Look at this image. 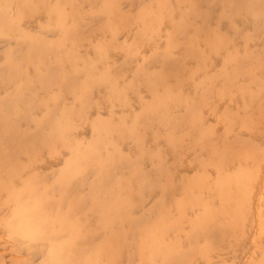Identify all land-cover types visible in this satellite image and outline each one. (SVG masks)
Segmentation results:
<instances>
[{"label": "rangeland", "instance_id": "1", "mask_svg": "<svg viewBox=\"0 0 264 264\" xmlns=\"http://www.w3.org/2000/svg\"><path fill=\"white\" fill-rule=\"evenodd\" d=\"M179 1L178 6H169L162 17L144 21L145 13H152L154 17L158 11L155 0H144L138 4L134 0H114L107 11L110 12L109 17L101 12L103 2L100 0H0V23L4 14L9 20L0 24V70L10 66V50L14 52L12 54L26 56L18 74H5L0 80V100L6 97L28 100L36 108L35 117L41 122L52 118L51 110L54 108L72 112L81 109L80 115L73 114L68 133L65 128V139L53 146L37 140L32 151L16 157V162L12 164L15 174L4 176L11 189L6 188L0 192V264H54L55 259L66 258L69 252L67 248L56 249L50 262L40 256L36 257L34 252L37 245L43 241L33 234L27 236L18 233L21 228L18 214L22 200L37 188L40 189L39 184L27 189L28 184L26 190L18 189L15 193L12 189L22 186L26 179L36 175L45 183L40 187L50 190V201L63 205L65 202L61 198L65 192L58 183L61 178L71 182L79 179L81 175L73 172L68 164H75L84 156L87 158L79 162L81 164L78 169L84 171L94 166L91 145L97 141L98 131L104 134L121 132V135L116 133L112 137L113 143L104 144L103 151L113 153L118 160L121 154L138 156L148 170L154 166V160L150 154L144 153L145 147L151 146L160 151L162 157L155 162L166 167L165 176L171 185L156 187L147 192L155 191L152 196H164L176 188L177 193H180L176 203L164 206L165 219L152 229L150 241L144 240L141 243L143 259L136 264H146L147 259L163 255L164 243L172 242L173 246L185 243L188 237L186 234H189L192 227L197 234L203 230V220L199 219L203 213L202 206L188 207L183 203L185 195L182 190L185 188L199 194L200 201L213 197L216 207L220 206L221 199L226 200L224 206L230 214L236 215V219L238 212H244L245 218L241 220L246 225L233 228L235 231L232 230L231 237L243 232L246 235L254 233V236L260 235L264 239V122L260 120L258 124L255 121L251 126L238 123L228 131L229 123L223 117L230 112L243 114L252 111L249 105L252 98L248 96V90L255 91L259 83L264 82V67L257 71L258 77L240 76L238 86L221 89L225 95L219 92V96L212 97L200 112L216 136L227 132L231 135L230 142H233L235 139L232 134L238 133L246 140L253 141V148L249 145L242 148L230 163H226L221 155L214 160L207 153L197 157L200 150H188L185 147L179 155L174 153L180 150L181 144L189 142L186 131L181 132L176 126L167 128L162 124L147 127L143 113L148 104L153 106L155 113L161 112L158 98L142 86L137 90L130 89L139 72L151 71L166 77V61L172 55L185 63L186 68L184 72L181 70L168 75L166 83L179 85L181 94H192L196 92V81L193 78L197 82L204 81L209 75L215 74L224 63L226 55L243 56L248 52L264 50V37L246 39L238 35L241 28L248 34L255 33L254 26L241 15L233 16L231 20L221 17L210 20L213 29L228 38L219 51L212 50L206 37L200 35L193 26L186 33L177 27V22L187 10L184 0ZM97 2H101L99 8ZM113 7L121 8L127 19L123 20L114 14ZM218 12L219 9L215 13ZM73 23H87L95 30L78 38L73 34ZM40 41L59 44L62 56H65L56 58L45 53L38 48ZM192 49L201 51L205 57L192 58L189 54ZM49 71L58 72L73 85V89H63L59 85L49 90L43 89L40 74ZM254 78L258 80V85ZM116 89H121L122 94H117ZM144 102L147 104L144 105ZM16 113L19 115L20 110L17 109ZM15 128H27L33 133L40 130L38 121L16 124ZM129 134L136 136L132 138L134 141L128 140ZM3 143L0 137V148ZM241 168L250 173L249 178L238 177ZM225 179L229 180L227 185L223 184ZM206 185L214 186L216 193L207 192L209 189L206 190ZM215 197L218 202L214 200ZM147 201L145 204L148 203V207L152 205L150 199ZM75 209H84L85 212L79 215L80 220H73L70 225V228L77 231L74 240H85L100 233L99 237L111 248L110 254L120 249L121 245L116 238L138 232L128 226L104 231L89 206L81 208L77 204ZM208 221L221 223L223 220ZM257 225L261 229L258 228L256 232ZM222 233H209L208 241L206 237H200L198 241L202 245L201 251L185 264H206L207 253L217 259L221 248L226 246H221ZM72 237L70 235L66 240ZM121 251L130 255L127 247L121 248ZM93 259L87 264L102 263ZM126 260L135 263L133 259Z\"/></svg>", "mask_w": 264, "mask_h": 264}, {"label": "bare ground", "instance_id": "2", "mask_svg": "<svg viewBox=\"0 0 264 264\" xmlns=\"http://www.w3.org/2000/svg\"><path fill=\"white\" fill-rule=\"evenodd\" d=\"M100 1L103 2L101 12L106 13L109 17L110 12L107 11L114 0ZM142 1L144 0H134V3L138 4ZM183 2L181 3L186 4L187 10L177 22V27L186 33L193 26L200 35L206 37L214 51H219L228 40L226 36L213 29L210 23L211 19L216 20L218 17L231 20L236 15L245 16L248 23L254 26L255 33L248 34L241 28L238 30V35H242L246 39L264 37V0H184ZM155 3L158 11L154 17L152 13H145L144 21L162 17L166 14L169 6H178L180 1L155 0ZM100 4L101 2L96 3L97 8ZM218 9L219 12L215 13ZM112 10L123 20L127 19V16L121 12V8L113 7ZM6 22L9 20L4 14L0 24L3 25ZM73 25V34L78 38L95 30L87 23H73ZM38 48L56 58L65 56H62V48L57 43L40 41ZM11 52L10 50L11 64L9 67L0 70V80L7 75L18 74L21 71L20 64L25 61V54H12L14 52ZM189 54L194 59L205 57L201 51L195 49H192ZM169 58L170 60H167L165 65L166 77L159 73L142 71L137 74L136 82L130 87L131 90H137L142 86L149 90L158 98V104L162 108L161 112L155 113L153 106L148 104L143 113V116H146L143 119L145 125L149 128L157 124H162L167 128L176 126L181 132L186 131L189 142L186 145L181 144L180 150L174 152L178 155L183 152V147H185L188 150H200L197 157H200L202 153H207L208 157L214 160L221 155L226 163H230L234 161L235 155L242 148L248 145L253 148L252 140H246L243 135L238 133L232 134L235 139L233 142H230L231 135H228L227 132L225 135L216 136V132L207 126L200 112L212 97L219 96V92L225 95L223 91H220L221 89L238 86L240 76L258 77L257 71L264 67V50L254 53L248 52L243 56L226 55L222 66L220 65L215 74L209 75L204 80L206 82H197L193 78L196 81V92L192 94H181L179 85L166 83L168 75L179 73L181 70L184 72L186 68L185 63L181 60L172 55ZM40 80L42 88L45 90H49L54 85H59L63 89H73V85L56 71L41 72ZM254 81L257 84L258 80L254 78ZM115 91L119 95L122 94L121 89ZM248 96L252 98L249 103L252 111L243 114L230 112L223 116L229 123L228 131L232 127L234 129L236 124L251 126L254 125L255 121L258 124H260V120L264 122V82H260L255 91L248 90ZM143 104L146 105L147 103L144 102ZM17 109L20 110L19 115L16 113ZM35 109L28 100L21 97H6L0 100V137L4 140L0 148V192L6 188L11 189L4 176L15 174L12 164L16 162V157L19 154H27L32 151L37 140L46 143L48 146L56 145L58 141L65 139V128L68 133L73 114L80 115L81 113V109L72 112L68 109L54 108L51 110L52 118L41 122L35 117ZM256 114L259 118H256ZM32 121H38L40 126L38 133H33L27 128L25 130L15 128L16 124ZM116 133L121 135V132L116 131L107 134L98 131L97 141L91 145L93 160L95 161L91 169L84 171L78 169L81 164L79 162L85 160L87 156L80 158L75 164H68L73 172L81 176L75 182L66 178L60 179L58 186L65 192L61 198L65 202L63 205L50 201V190L40 187L45 183L40 181L36 175L26 179L22 186L12 189L15 193L18 189L27 188L28 184L27 189L39 184L40 189L37 188L36 191L23 198L18 214V220H21V228L18 233L27 236L33 234L35 238L43 241L37 245L34 252L36 257L40 256L45 261L50 262V258L54 257L56 249L67 248L69 252L66 254V258L55 259L54 264H87L91 258H94L93 261H102L101 264H132L131 261L126 260L128 258L135 260L134 264H136L138 260L143 259L141 243L144 240L150 241L152 229L162 224L165 219L164 206L176 203L180 193H177L178 189L176 188L164 196L159 194L152 196L155 191L147 192L156 187L171 185L165 176L166 167L162 163L155 162L161 159L162 154L153 147L146 146L144 149V153L150 154L154 160V166L151 170L142 165L138 156L121 154L120 160H118L113 153H105L103 151L104 144L113 143L112 137ZM134 137L136 136L129 134L128 140L134 141L132 139ZM178 139L180 138L178 137ZM238 177L246 179L250 177V173L241 168L238 170ZM228 183L229 180L225 179L223 184L227 185ZM59 187L57 188L59 189ZM205 188L206 190L209 189L207 192L210 191L212 194L217 191L212 185H206ZM182 191L185 195L183 203L186 206H202L203 213L199 219L203 220L201 224L203 230L197 234L193 232V227L190 232L186 229L189 234H186L188 237H186L185 243L181 242L175 246L172 242L164 243L162 246L164 247L163 255L147 259L146 264H185L201 251L202 245L198 241L199 238L203 236L208 241L210 240L208 238L209 233L215 232H223L221 246L225 244L226 246L221 248L217 259L207 253L206 264H232L231 262L233 264H264V239L259 234L257 237V235L254 236L253 232L250 235L241 232L237 236L231 237L233 228H241L246 225L243 223L244 220H241L245 216H243L244 212H238L236 219V215L230 214L224 206L226 200L219 198V200L221 199L220 206L216 207L212 201L213 197L200 201L198 199L199 194L196 195L194 190L185 188ZM149 199L152 201L150 203L152 205L148 207L149 204L146 205L145 203ZM216 199L218 198L215 197L214 200ZM77 204H80L81 208L89 206L104 231L128 226L137 229L138 232L131 236L120 235L116 238L121 246L114 254H110L111 248L102 237H99L100 233H97L96 237L85 240H74L77 231L70 228V225L73 220H80L79 215L85 212L84 209L76 210ZM208 220L223 221L219 223ZM263 221L259 222L263 223ZM258 226L260 225H257L256 232ZM262 230L264 229L262 228ZM70 235L73 236L72 239L66 240V237ZM125 247L129 248L130 255L128 256L121 251V248ZM207 249L210 247L207 246Z\"/></svg>", "mask_w": 264, "mask_h": 264}]
</instances>
